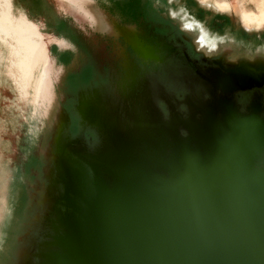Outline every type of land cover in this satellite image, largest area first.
<instances>
[{"label":"water","instance_id":"obj_1","mask_svg":"<svg viewBox=\"0 0 264 264\" xmlns=\"http://www.w3.org/2000/svg\"><path fill=\"white\" fill-rule=\"evenodd\" d=\"M205 106L185 136L154 132L158 148L132 135L95 154L70 246H50L61 264H264V117ZM55 210L48 240L71 233Z\"/></svg>","mask_w":264,"mask_h":264},{"label":"rangeland","instance_id":"obj_2","mask_svg":"<svg viewBox=\"0 0 264 264\" xmlns=\"http://www.w3.org/2000/svg\"><path fill=\"white\" fill-rule=\"evenodd\" d=\"M46 1L52 5L51 8L47 7L48 17H44L42 12L26 14L38 22L43 33L60 38L48 25L47 18L57 22L66 21L64 19L67 14L60 9L56 0ZM95 1L115 18L118 24H124L121 19L122 12L118 8L119 0L115 3L110 0ZM146 1H150L155 10L161 11L167 19L173 21L176 29L191 42L202 59H218L221 62L217 64L219 67L230 69L242 61L251 60L256 63L264 58V28L249 31L243 28L237 6L230 13H221L198 0ZM47 2L45 4H48ZM18 6L14 5L15 12L22 11ZM246 7L253 8L254 4L247 3ZM186 20L198 22L209 36L217 40L215 51L206 54L196 46L194 38L198 29H186L183 25ZM72 23H77V20ZM79 24L84 27L87 35L79 30L78 26L71 24L76 29L70 25L69 27L82 38L86 36L89 43L87 45L98 53L97 57L93 55L96 57L93 63L98 66L99 77L96 75V80L99 84L96 87H85L77 94L72 91L73 103L78 102L76 117L80 119L81 132L90 131L95 137L86 140L82 134H70L69 118L63 113L65 119L62 121L59 137L61 143L76 146L89 157L104 150L108 143L107 132L100 123L84 119L78 107L83 100H91L96 96L99 97L101 117L112 119L127 138L132 136L130 133L157 132L158 127L162 134L168 129L166 135L175 131L176 134L185 136L189 127L204 119L207 108L203 106L202 101L196 103L190 93L177 96L175 87L167 80L147 75L149 69L150 72H155L156 63L161 62L165 55L168 44L162 38L154 37L152 33H147L139 25H135L139 38L151 51V56L144 58L138 51L131 49L122 37L114 38L96 33L85 22ZM50 47L52 50L57 48L71 51V48H62L55 42L49 44ZM225 47H230V53L227 55L223 50ZM86 58L85 55L80 56L76 64L66 67L61 65V80L54 86L61 104L67 98L63 91L66 74L78 71L82 63L86 62ZM230 72L229 76L235 74ZM140 114L146 117L148 125L141 126L136 121ZM43 122H46L45 117L37 113L33 115L31 106L20 98L14 83L3 76L0 81V264H41L38 255L41 245L53 241V238L48 240L47 236L53 232L50 225L52 220L56 221L57 218L53 200L48 197L41 203L38 199L42 197L43 185L49 181L52 182L55 193L62 191L63 183L61 172L55 164L51 178L45 170L52 163L48 162L42 148L51 143L55 149L56 141L53 140L55 130L44 127ZM46 249L53 250L51 247Z\"/></svg>","mask_w":264,"mask_h":264},{"label":"bare ground","instance_id":"obj_3","mask_svg":"<svg viewBox=\"0 0 264 264\" xmlns=\"http://www.w3.org/2000/svg\"><path fill=\"white\" fill-rule=\"evenodd\" d=\"M198 1L204 5L214 7L222 13L231 11L237 6L243 28L247 31L264 28V0ZM245 1L253 3L254 7H246ZM83 2L92 5L91 1ZM108 19L111 24L119 25L115 18ZM183 25L188 30H193L195 27L198 29L194 40L199 49L206 54L216 50L217 40L209 36L208 32L198 22L186 20ZM138 39L141 40L139 36ZM52 42L61 47L67 45L64 39L43 33L38 22L30 19L24 12H15L12 0H0V81L3 76L9 78L14 83L20 98L31 106L33 115L37 113L44 116L46 119V122H43L44 127L55 130L53 140L56 141V148L53 149L50 143L42 148V152L48 162L52 163L51 166L45 169L48 177H52L53 164L62 173L64 191L55 193L53 184L49 181L48 184L43 185L42 197L38 201L43 203L48 197H51L63 224L71 228V233L54 235L55 240L41 245L38 254L44 260L41 264H46L45 261H51L53 264L63 263V255L60 252L49 251L46 248L50 247L53 242L61 245L63 249L70 246L73 231L81 221L80 215L84 217L85 194L90 184L88 178L92 175L97 164L95 154L92 155L91 160L89 155L84 154L80 148L59 141L61 125L65 115L62 112L60 96L56 93L54 86L55 83L60 82L63 68L56 67L54 59L50 55L49 44ZM223 50L226 55L230 53V47H225ZM148 56H151V51L147 45ZM228 70L262 82L264 79V58L256 63L251 60L242 61L241 64H236L235 67ZM61 97L63 96L61 95ZM78 107L84 119L100 123L101 127L107 132L108 147L119 144L123 146L128 141L112 119L101 117L98 96L91 100H83ZM145 118L140 114L136 117V121L141 126L148 125L149 123ZM157 131L162 134L159 127ZM154 132L130 133V135L136 137V141L143 139L149 144L148 146L158 148L160 143L159 139H154ZM54 229L58 230L56 225H54Z\"/></svg>","mask_w":264,"mask_h":264},{"label":"flooded vegetation","instance_id":"obj_4","mask_svg":"<svg viewBox=\"0 0 264 264\" xmlns=\"http://www.w3.org/2000/svg\"><path fill=\"white\" fill-rule=\"evenodd\" d=\"M110 1L115 3L117 0ZM119 1L120 7L118 8L124 18H121L122 23L139 25L145 32L152 33L154 37L162 38L168 44L162 61L156 63L155 72H150L149 69L146 72L147 75H154L164 81L167 80L170 85L175 87L177 96L182 95V93L184 96L190 93L192 99L196 103L202 101L204 107L207 103H212L213 98H215L217 102H227V105L232 106L231 109L235 110L236 113L247 114L250 111H256L264 117V79L262 82H258L249 77L247 78V76L242 77L235 74L229 76L231 72L228 68L217 65L221 63L218 59H210V61L202 59L201 54L196 52L191 42L185 39L176 29L177 27L173 21L167 19L161 11L155 10L150 1L141 0L139 9L130 7L126 0ZM68 18L71 21L67 20ZM54 20L48 19L47 22L53 31L57 33L56 35L67 42V46L62 48H71V51L49 48L55 66L61 67L62 65L66 67L76 64L78 62L77 58H80V56L84 57L85 55L87 57L86 62L82 63L78 71L66 74L63 82V91L67 98L60 104L62 112L69 118L68 131L73 135L82 134L86 140L87 138L94 139L95 136L90 131L81 132L80 119L76 117L78 102L73 103V94H77L79 90H83L90 85L96 87L99 84L96 80V75L99 77V74H97L98 66L96 62V64L93 63L98 53L88 46L86 36L82 38L78 32L71 29V27L78 26L79 30L87 35L84 27L79 22L75 23L73 17L66 15L64 19L66 21L57 22ZM73 33H76V35Z\"/></svg>","mask_w":264,"mask_h":264},{"label":"crops","instance_id":"obj_5","mask_svg":"<svg viewBox=\"0 0 264 264\" xmlns=\"http://www.w3.org/2000/svg\"><path fill=\"white\" fill-rule=\"evenodd\" d=\"M12 1H14V5H19L18 7H20L22 11H24V13H27L28 15H34V12H42L44 17H48L47 7H52V5L46 0ZM56 1L60 9L65 12L64 14L70 15L75 20H77V22H85L86 25L96 33L107 34L114 38L122 37L127 43H130L135 49H137L143 56L147 57V45H145L142 40L138 39L136 26L134 24H111L108 18L113 19V17H109L108 13L95 3V0H83L91 1L92 5H88L87 3L81 0ZM45 2H47L48 4H45ZM247 3L251 2L245 1V4ZM230 12H232V10L225 13Z\"/></svg>","mask_w":264,"mask_h":264},{"label":"trees","instance_id":"obj_6","mask_svg":"<svg viewBox=\"0 0 264 264\" xmlns=\"http://www.w3.org/2000/svg\"><path fill=\"white\" fill-rule=\"evenodd\" d=\"M126 2L130 7L139 9L141 0H126Z\"/></svg>","mask_w":264,"mask_h":264}]
</instances>
